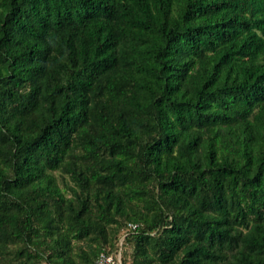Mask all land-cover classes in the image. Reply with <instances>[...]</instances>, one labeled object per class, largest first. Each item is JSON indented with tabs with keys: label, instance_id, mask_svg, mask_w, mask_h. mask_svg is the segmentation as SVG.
Returning <instances> with one entry per match:
<instances>
[{
	"label": "trees",
	"instance_id": "1",
	"mask_svg": "<svg viewBox=\"0 0 264 264\" xmlns=\"http://www.w3.org/2000/svg\"><path fill=\"white\" fill-rule=\"evenodd\" d=\"M121 233L122 264H264V0H0V264Z\"/></svg>",
	"mask_w": 264,
	"mask_h": 264
},
{
	"label": "built area",
	"instance_id": "2",
	"mask_svg": "<svg viewBox=\"0 0 264 264\" xmlns=\"http://www.w3.org/2000/svg\"><path fill=\"white\" fill-rule=\"evenodd\" d=\"M96 264H120L119 258L115 252L104 248L96 259Z\"/></svg>",
	"mask_w": 264,
	"mask_h": 264
},
{
	"label": "rangeland",
	"instance_id": "3",
	"mask_svg": "<svg viewBox=\"0 0 264 264\" xmlns=\"http://www.w3.org/2000/svg\"><path fill=\"white\" fill-rule=\"evenodd\" d=\"M57 176H62L60 173H57ZM68 177V176H67ZM120 236H121V238H120V248H119V250H117V251H115V253H116V255L118 256V258H119V262H120V264H122L121 263V248H122V245L123 244H125V245H123L124 246V251L125 252H129V254L131 253V245H129V244H126L124 241H125V237H123L122 236V233L120 234ZM14 248L16 247V245H14L13 246ZM128 254V255H129ZM130 262V261H129Z\"/></svg>",
	"mask_w": 264,
	"mask_h": 264
}]
</instances>
